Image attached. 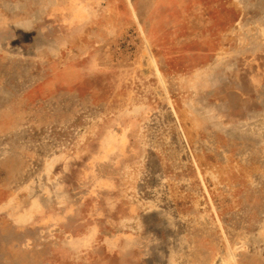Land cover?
Here are the masks:
<instances>
[{
	"label": "rangeland",
	"instance_id": "rangeland-1",
	"mask_svg": "<svg viewBox=\"0 0 264 264\" xmlns=\"http://www.w3.org/2000/svg\"><path fill=\"white\" fill-rule=\"evenodd\" d=\"M263 7L0 0V264H264Z\"/></svg>",
	"mask_w": 264,
	"mask_h": 264
},
{
	"label": "crops",
	"instance_id": "crops-1",
	"mask_svg": "<svg viewBox=\"0 0 264 264\" xmlns=\"http://www.w3.org/2000/svg\"><path fill=\"white\" fill-rule=\"evenodd\" d=\"M261 9L264 10V7L261 8ZM256 54H258V55H256ZM256 54H255V55L258 56V58H262V59L264 60V52H258V53H256ZM253 69L258 70V71H261V70H264V67L262 66L261 63H260V64L257 63V65H255V66L253 67Z\"/></svg>",
	"mask_w": 264,
	"mask_h": 264
},
{
	"label": "bare ground",
	"instance_id": "bare-ground-1",
	"mask_svg": "<svg viewBox=\"0 0 264 264\" xmlns=\"http://www.w3.org/2000/svg\"><path fill=\"white\" fill-rule=\"evenodd\" d=\"M218 262H219L218 264H227L228 263V261L224 260V259H220Z\"/></svg>",
	"mask_w": 264,
	"mask_h": 264
}]
</instances>
